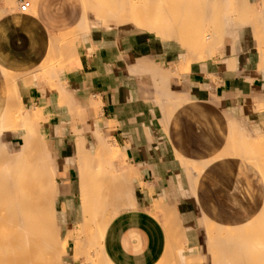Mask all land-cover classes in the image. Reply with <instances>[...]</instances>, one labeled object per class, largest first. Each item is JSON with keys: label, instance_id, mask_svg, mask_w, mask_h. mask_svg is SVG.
<instances>
[{"label": "crops", "instance_id": "obj_1", "mask_svg": "<svg viewBox=\"0 0 264 264\" xmlns=\"http://www.w3.org/2000/svg\"><path fill=\"white\" fill-rule=\"evenodd\" d=\"M160 1L155 10L171 13ZM24 2L30 7L21 12ZM197 3L214 15L216 5L223 10V23L220 17L205 38L213 48L203 47V53L132 26L83 22L82 0H0L1 141L16 151L26 134L24 115L41 110L36 127L54 162L55 214L68 240V260H76L83 190L102 186L104 169L116 178L114 186L108 175L101 180L110 182L111 192L124 189L114 197L121 206L101 245L110 264H158L169 247L186 239L177 229L188 224L192 210L215 224L237 226L261 209L264 167L250 162L248 148L250 140L264 147V0ZM163 102L170 104L169 117L162 114ZM230 127L240 146L226 140ZM229 143L234 150L224 154ZM238 146L241 155L232 153ZM105 147L110 153L106 149L102 158L98 151ZM221 150L225 157L219 159ZM83 158L95 168L93 184L81 183L80 175L91 172L84 171Z\"/></svg>", "mask_w": 264, "mask_h": 264}, {"label": "bare ground", "instance_id": "obj_2", "mask_svg": "<svg viewBox=\"0 0 264 264\" xmlns=\"http://www.w3.org/2000/svg\"><path fill=\"white\" fill-rule=\"evenodd\" d=\"M85 1L88 7L93 12L104 17L109 21H115L118 24L132 22V24L134 23V26L136 24V27L140 29H144L149 33L156 34L162 37L163 39H168V40L173 39L175 41H178L181 44V46L186 50L193 48H200L201 52L203 50V47H207L212 50L213 45L211 44V42L207 41V39L205 40V38L210 37V35L212 36L213 31L215 30L212 31L211 29H214L213 26L219 22V18L221 17L220 15H222L221 12L223 11L221 10L222 8L219 7V5H216L217 13L216 15H214L212 14V11H208L210 9L209 6H206V9L203 7V5L199 6V4L197 3L198 0H169V1L161 0L159 3L160 7L170 6L172 8L171 13L164 9H163L164 11L155 10L154 5L158 0H107L109 3L108 6H106V9L104 6V0H85ZM222 17L220 18L221 20L220 22H222L223 19ZM209 25H212V28ZM142 64H144V62ZM142 64L140 62L141 66ZM146 68L148 67L146 66ZM27 81H29V79ZM164 105L165 103L163 104V107ZM175 105H176V101H175ZM169 107L170 104L169 105L166 104L164 109H161L164 110V113L162 111V114H164V116L169 117L168 115L171 112ZM69 108H71V106ZM41 117L42 114L40 109L36 110L33 113H28L27 115H24L22 121L23 126L22 124L21 126L26 129V134L25 136H22L23 144L19 148H17V150L14 151L13 153L7 150V148L3 145L0 137V264H67L65 263V261L66 258L69 256V252L67 251L68 240L58 239V235H57L58 228H57V223L55 221L56 218L54 212V203L57 197V190L55 189L56 187L54 188L55 184H53L52 181L54 176V169L53 166L51 165V163L54 162L53 161L51 162V158H52L50 154L51 152L49 153V151L47 150L44 144L43 137L40 136L37 132L39 128L36 127L37 121L40 120ZM42 121H47V120H45L43 117ZM11 122L14 125L16 121L15 122L11 121ZM233 125L232 128L234 129L235 125L234 126ZM16 127L17 126H15V128ZM232 128L230 127V130H228V132L232 131V133L230 134L228 133V137L226 138L228 142H229L228 139L231 140L230 135L236 134V132H234ZM237 129L235 130L237 131ZM98 133L100 134V132ZM236 138L237 137L234 136L233 138L234 141ZM238 139L235 141L237 143H235L234 141L233 143L239 145ZM98 141L97 143H100V141L102 140H100L99 142ZM227 141L225 142L228 143ZM261 141L262 140L260 139V142ZM250 143L252 145V147L250 148L251 150L247 147L250 152H248L247 149H244L243 151L244 155L242 156L244 157L245 153L247 154V152L248 155H250L251 152L254 153V155L249 156L250 158L252 157L251 158L252 160H250V162L251 161L254 162L255 160H257L258 166L261 167L262 169V167H264V151H263L264 147L262 148V146L260 145L259 147L258 145H256V143H253V141L251 142V140ZM101 145L102 144H100L98 148L101 147ZM225 145L223 147V149L225 148L224 149L225 151L222 149L224 154L227 153L228 151L230 153L231 152L230 150L232 149L234 150V147L232 148L233 144L231 145V143H229L226 146ZM104 146H106L105 143ZM227 147L229 150L227 149ZM241 148L240 147L237 148L238 150L235 148V151H232V153L235 155H238L239 153L241 155L242 152L240 153V151L242 150H239ZM252 148L254 150H252ZM106 149H107L106 147L104 150L103 149L101 150L100 148V150L102 151V155H100L101 152L99 150L98 156L102 157ZM108 150H110L109 147L106 150V152ZM222 150L220 151L221 153L219 152L221 155L220 157L219 155L218 156L216 155L217 157H219V159L225 157L222 154ZM80 154L82 156L84 155L83 153ZM89 155L91 154L89 153L88 157ZM228 155L230 156V154ZM228 155L226 157H228ZM248 155L245 156L244 160L249 159ZM96 157L94 158L96 159ZM108 157L109 154L107 156V159ZM111 157L113 158V155ZM217 157L216 160L218 159ZM237 157L238 156H236V158ZM214 158L211 159L212 161H209L207 159L208 161L206 162V164L207 163L210 164L213 161H215ZM239 158L242 159L241 156H239ZM89 160H91V157ZM82 161H83V168L86 167L84 168L85 170L83 169L84 171H86L87 167L89 171H91L92 173L95 171V170L92 171V169H95L94 167L91 169V165H88L89 163L88 159L85 161V163H84V158ZM107 161H105L104 164L105 166ZM96 162L98 161L95 160L94 164H97ZM257 164H252V165L257 167ZM207 166L208 165L206 166L203 165L202 170L204 169V167ZM104 170L105 172H107V173L104 172L105 175V176L103 175L104 180L107 175L110 177V179L113 178L111 177L110 172L112 171H110V169L109 171H107L108 169H104ZM91 172H88L87 170V173L90 174L89 175L90 180H88L89 179L87 177L88 175H86V177L83 174H81L83 176L80 175L81 177L80 179H83L81 180V183H84L83 182L84 180L91 183L93 182L91 179H94L92 177L94 176V173L92 174ZM97 172H99L98 168H97ZM263 175L264 172H262V176ZM99 176L100 175H98V177ZM126 176L129 175L126 174ZM103 179L101 177V180ZM101 180L98 184L102 186L98 185L99 187H95V188L92 187L93 189H90L92 190V193L89 191L86 192L87 190L86 186L88 183L86 182V184H84L86 188L85 191L83 190V194H82L84 219L82 225L80 226L81 232L77 236L78 239H77L76 247L73 252L74 258L76 260H73V262L79 261L84 264H110L109 261L107 262V260L105 259L104 262L98 260L100 259V256H97V252L99 251L102 254L101 245L104 238L106 227L109 224V222L112 220L114 215L118 212V209H120L118 208V206L120 205L119 200H118L119 205L117 206L116 205L117 203H115L114 205V201H117L115 200L114 197L117 198V196L119 195L118 193L121 194V192H123L124 189L118 186L119 183H116L117 184L116 187L117 188L119 187L121 189V192L120 190L119 192H117L118 191L117 190L115 193H113V191L111 192L110 188L114 189V187H112L114 186V183L112 181L116 182V178L115 180L111 179V182L113 184L108 182L112 186H110V184L108 185V183L106 182L104 184ZM119 180H121L122 182L124 179L123 180L118 179L117 181ZM95 185L97 184L95 183ZM111 193L113 194L112 197L114 198V200L111 197L112 195ZM191 193H192V187H191ZM111 200L113 201L112 204L114 205V208L111 204ZM209 222L210 221L207 220L206 217L202 215L198 219V226H197L198 228L196 229L197 230L196 233L198 234V238L200 241L198 248H196L197 246L195 247L196 249L193 247V250L189 252V255H186V253L183 254L184 252L182 253L180 247H182V244L186 241V239L183 241L180 239L182 243L181 244L178 238L179 241H177V243L179 246L177 245V247L180 249L181 254H179V252L177 251L178 248L175 246L176 245L175 244L174 245L175 247L171 246L167 250L169 255H171L169 261L166 260L168 255V253L166 252L167 255L164 258V260L161 262V264H264V202L259 212L253 218L247 220L246 222L240 225L229 226V225H225L224 223L215 224L213 222L211 223ZM174 223L175 222H173V224ZM172 228L174 229V227ZM177 230H178L177 232H180L179 234H182V231H179V229ZM67 236H71V235L68 234ZM183 238L185 237L182 236V239ZM90 250H93V252L96 253V256L98 258L92 257L91 259ZM100 253L98 254L100 255ZM175 255L177 256V259H174V257L176 258ZM171 257L174 260H172Z\"/></svg>", "mask_w": 264, "mask_h": 264}, {"label": "rangeland", "instance_id": "obj_3", "mask_svg": "<svg viewBox=\"0 0 264 264\" xmlns=\"http://www.w3.org/2000/svg\"><path fill=\"white\" fill-rule=\"evenodd\" d=\"M83 1V6H84V14H83V22H87L89 19H94V20H104V21H106V22H109V23H116V24H118L117 22H115V21H109V20H107V19H105V18H103V17H100V16H97V15H95V14H93V13H91L90 11H88V9H87V7H86V4H85V0H82ZM118 25H120V26H132V27H135V28H138V27H136V24H135V26H134V23L132 24V22H128V23H119ZM211 26V28H212V25H210ZM138 29H140V28H138ZM141 30H143V31H145L144 29H141ZM148 32V31H147ZM153 34V33H152ZM153 35H156V34H153ZM157 36V35H156ZM159 38H161V39H163L162 37H160V36H158ZM163 40H167V39H163ZM13 153V152H12ZM50 161V160H49ZM51 162H52V158H51ZM51 165L53 166V169H54V165H53V163H51ZM53 184H55V171H54V176H53ZM56 186H54V188H55ZM56 189V188H55ZM54 212H55V203H54ZM201 217V215H200V213L197 211V210H192V212H191V216L188 218V224H186L185 225V227H180V231H182V233H184L185 235H186V241H185V243H181L182 244V247H180L181 248V250H182V253L183 254H185L186 253V255H189V252L190 251H192L193 250V247L195 248L196 246V248H198L199 247V238H198V234L197 233H195V230H196V226H197V222H198V219ZM55 218H56V223H57V228H58V232H57V235H58V239L59 240H63V237H62V235H61V233L59 232V225H58V221H57V217H56V214H55ZM209 223H211V221L209 222ZM178 245V244H177ZM177 245H176V247H177ZM184 245V246H183ZM179 246V245H178ZM175 247V246H174ZM186 247V248H185ZM178 248V247H177ZM195 248V249H196ZM184 249V250H183ZM67 251H68V249H67ZM91 251V253H90V255H91V259H92V257H97V256H100V259H98V260H101V261H103L104 262V258H103V256H102V254L98 251L97 252V256H96V253L95 252H93V250H90ZM177 251L179 252V254H181V251H180V249L178 248L177 249ZM69 252V251H68ZM95 254H93V253ZM98 253H100V255L98 254ZM168 253V252H167ZM167 253L165 254V256L160 260V262L158 263V264H161V262L164 260V258L166 257V255H167ZM175 253V252H174ZM89 254V253H88ZM170 256L171 255H169V253H168V255H167V259L166 260H168L169 261V258H170ZM176 256V255H175ZM177 256H178V254H177ZM177 256H176V258L174 257V259H177ZM185 256V255H184ZM98 258V257H97ZM69 259V256L66 258V261H65V263H67V264H72V262H73V260H68ZM171 259L172 260H174L172 257H171ZM170 259V260H171ZM97 260V259H96ZM79 262V261H78ZM81 264H84V263H82L81 262Z\"/></svg>", "mask_w": 264, "mask_h": 264}, {"label": "built area", "instance_id": "obj_4", "mask_svg": "<svg viewBox=\"0 0 264 264\" xmlns=\"http://www.w3.org/2000/svg\"><path fill=\"white\" fill-rule=\"evenodd\" d=\"M30 7V3L29 2H24L21 6H20V11L21 12H26L28 11Z\"/></svg>", "mask_w": 264, "mask_h": 264}]
</instances>
